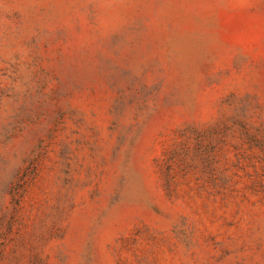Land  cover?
<instances>
[{
    "label": "rangeland",
    "instance_id": "rangeland-1",
    "mask_svg": "<svg viewBox=\"0 0 264 264\" xmlns=\"http://www.w3.org/2000/svg\"><path fill=\"white\" fill-rule=\"evenodd\" d=\"M0 264H264V0H0Z\"/></svg>",
    "mask_w": 264,
    "mask_h": 264
}]
</instances>
